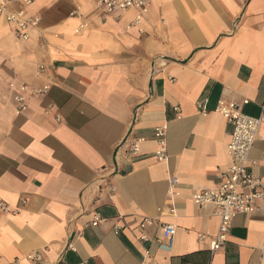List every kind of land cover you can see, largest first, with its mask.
<instances>
[{
    "label": "crops",
    "instance_id": "obj_1",
    "mask_svg": "<svg viewBox=\"0 0 264 264\" xmlns=\"http://www.w3.org/2000/svg\"><path fill=\"white\" fill-rule=\"evenodd\" d=\"M27 15V40L0 22V264H264V199L215 253L216 208L192 201L230 164L218 103L259 114L264 0H150L138 24L98 0H36ZM248 170L264 190V123Z\"/></svg>",
    "mask_w": 264,
    "mask_h": 264
},
{
    "label": "built area",
    "instance_id": "obj_2",
    "mask_svg": "<svg viewBox=\"0 0 264 264\" xmlns=\"http://www.w3.org/2000/svg\"><path fill=\"white\" fill-rule=\"evenodd\" d=\"M36 0H0V22L14 27L13 34L19 40L28 39V29L35 27L39 19L27 15V9ZM150 0H98V6L106 15L121 13L128 10L136 12L134 24L140 23L148 12ZM16 6V9H12ZM86 27L82 24L78 30ZM26 87H21L16 94L14 101L16 113L21 114L26 109ZM47 87H43L38 93H46ZM247 102H243L246 104ZM201 108V107H200ZM219 113L232 126L230 140L227 145V152L230 164L227 170L220 176L217 187L200 190L192 196L194 204L212 205L216 208L219 224L216 234L210 238V252L219 251L227 242L231 229L232 220L243 214L252 213L258 200L264 199V190L261 180L248 170L249 155L253 148L259 127L264 123V100L259 106V114L252 118L241 112L239 104L219 102L216 107ZM154 138L159 144V150L154 154L158 162L167 159L165 151V128L154 129ZM142 139L134 140L127 148L128 155L138 157L140 155V143ZM8 205L0 199V215L8 213ZM101 222L96 215L93 226ZM145 222H150L145 220ZM175 229L171 226L162 228V236L171 243ZM205 238L201 236L200 239ZM144 240L142 236L140 238ZM13 264H19L15 262ZM86 264V263H83Z\"/></svg>",
    "mask_w": 264,
    "mask_h": 264
}]
</instances>
